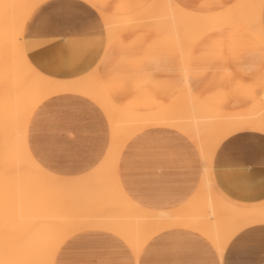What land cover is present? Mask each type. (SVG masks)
Masks as SVG:
<instances>
[{
	"label": "crops",
	"instance_id": "crops-1",
	"mask_svg": "<svg viewBox=\"0 0 264 264\" xmlns=\"http://www.w3.org/2000/svg\"><path fill=\"white\" fill-rule=\"evenodd\" d=\"M129 1L110 0L107 10L124 12L126 2L127 13L147 4L146 0H135L137 5ZM174 1L203 15L239 16L240 24L212 29L219 31L194 44L185 59L168 33L134 29L110 44L100 7L86 0H46L34 9L24 27L28 58L40 72L61 80L87 75L100 65L106 90L117 104L131 110L153 112L167 106L181 91L186 70L193 91L209 106L237 111L259 101L264 95V42L255 31L264 33V0ZM28 136L36 161L67 177L91 172L111 142L104 110L92 99L73 93L42 103L32 116ZM231 138L218 150L225 161L217 159L222 158L219 152L209 165L211 184L230 204L262 208L264 130L247 126ZM118 171L133 201L150 209L173 210L188 202L200 187L203 161L188 136L156 126L138 132L127 142ZM55 264H264V222L237 232L223 258L207 238L190 229L173 228L159 234L138 259L116 234L88 230L62 244Z\"/></svg>",
	"mask_w": 264,
	"mask_h": 264
},
{
	"label": "bare ground",
	"instance_id": "bare-ground-1",
	"mask_svg": "<svg viewBox=\"0 0 264 264\" xmlns=\"http://www.w3.org/2000/svg\"><path fill=\"white\" fill-rule=\"evenodd\" d=\"M44 1L0 0V19L7 16V19L27 21ZM86 1L102 9L110 44L126 31L150 28L170 34L185 59L208 31L240 24L239 16L198 14L183 9L174 0H155L141 12L127 13L126 2L124 12H113L107 10L110 0ZM255 32L264 42L263 31ZM99 69L100 65L75 79H56L40 72L26 50L6 49L0 39V264H55L62 244L88 230L116 234L138 259L159 234L173 228L190 229L207 238L223 258L237 232L264 222V207L244 209L223 200L211 184L209 165L216 159L218 150H223L220 148L223 142L244 127L264 130V95L245 110H218L199 99L186 70L181 91L167 106L153 112L131 110L114 101ZM68 93L95 101L106 113L111 131V142L103 160L79 177L57 175L41 166L28 142L35 110L51 97ZM156 126L188 136L203 161L200 187L188 202L173 210L139 205L126 194L119 180V159L127 142L138 132ZM217 159L225 161L223 157Z\"/></svg>",
	"mask_w": 264,
	"mask_h": 264
},
{
	"label": "rangeland",
	"instance_id": "rangeland-1",
	"mask_svg": "<svg viewBox=\"0 0 264 264\" xmlns=\"http://www.w3.org/2000/svg\"><path fill=\"white\" fill-rule=\"evenodd\" d=\"M154 1L155 0H146L145 3L147 2V4L144 5L139 11L141 12L142 10L146 9L147 7L149 8L153 4ZM198 14H201V13H198ZM213 14H215V13H213ZM7 18L8 17L6 16V18L0 19V30H2V33L0 34V39L3 42H5V48L9 49V50H11L13 48H17L18 50H21V49L26 50L25 46H24L23 31H24V27H25L27 21H25L24 19L20 20L19 18H14V17L12 19H7ZM213 31H219V30H211V31H209L204 36H202L195 43V45H198L202 41H204V39L207 38V35L210 34ZM155 33H157V32H155ZM158 34H161V33H158ZM163 35H165L168 39H170L169 36H167L166 34H163ZM188 62H189V59H188ZM188 62H187V65H188ZM210 107H212V106H210ZM212 108H214V107H212ZM215 109L225 111V110L219 109V108H215ZM237 111H240V110H237ZM238 203L247 205V203H241V202H238Z\"/></svg>",
	"mask_w": 264,
	"mask_h": 264
}]
</instances>
